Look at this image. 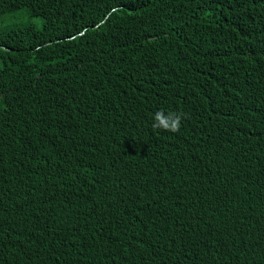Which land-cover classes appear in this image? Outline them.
Listing matches in <instances>:
<instances>
[{
	"label": "trees",
	"instance_id": "1",
	"mask_svg": "<svg viewBox=\"0 0 264 264\" xmlns=\"http://www.w3.org/2000/svg\"><path fill=\"white\" fill-rule=\"evenodd\" d=\"M16 14L0 264H264V0H0Z\"/></svg>",
	"mask_w": 264,
	"mask_h": 264
},
{
	"label": "clouds",
	"instance_id": "2",
	"mask_svg": "<svg viewBox=\"0 0 264 264\" xmlns=\"http://www.w3.org/2000/svg\"><path fill=\"white\" fill-rule=\"evenodd\" d=\"M182 115L174 112L167 114L163 109L156 111L153 114L152 127L154 129H162L168 132H178L181 127Z\"/></svg>",
	"mask_w": 264,
	"mask_h": 264
},
{
	"label": "rangeland",
	"instance_id": "3",
	"mask_svg": "<svg viewBox=\"0 0 264 264\" xmlns=\"http://www.w3.org/2000/svg\"><path fill=\"white\" fill-rule=\"evenodd\" d=\"M29 18H22L21 14H16V15H8L6 17L0 18V30L2 29V27L10 22L12 23H21L23 21L28 20ZM32 20L34 22H36L39 26L41 25L42 21L40 19L37 18H32Z\"/></svg>",
	"mask_w": 264,
	"mask_h": 264
}]
</instances>
